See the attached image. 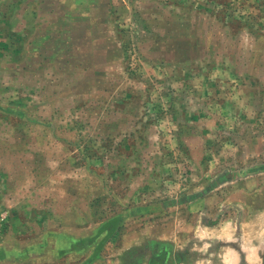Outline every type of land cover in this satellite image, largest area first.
<instances>
[{
    "label": "crops",
    "instance_id": "1",
    "mask_svg": "<svg viewBox=\"0 0 264 264\" xmlns=\"http://www.w3.org/2000/svg\"><path fill=\"white\" fill-rule=\"evenodd\" d=\"M200 1L30 0L27 51L46 55V61L117 62L126 57L121 58L119 50L137 39L150 50L157 43L197 46L202 43L200 28L206 34L223 31V45L238 40L239 60L238 65L232 61L237 69L222 70L242 81L232 88L234 95L215 88L206 96L210 101L222 97L223 107L239 115L224 122L222 147L213 142L220 138L214 132L220 120L203 121L208 130L192 135L197 147L185 151L191 158L190 173L197 175L189 188L171 179L176 176L171 163H130L125 175L114 181V213L72 218L57 212L54 227L52 212L30 240L0 246V264H264V0H226L222 6ZM14 9L10 14L15 17L27 10L23 2ZM220 12L221 22L210 18ZM235 28L238 33L232 32ZM16 49L22 53L21 45ZM191 55L200 58L197 49ZM70 67L58 70L81 75ZM186 100L189 111L195 112L198 94ZM182 109L176 113L178 126L198 123ZM172 150L160 151L165 158L179 157L182 151ZM173 170L179 172V167ZM212 171L209 182L200 185L199 174ZM12 251L16 256L10 262L6 256Z\"/></svg>",
    "mask_w": 264,
    "mask_h": 264
},
{
    "label": "rangeland",
    "instance_id": "2",
    "mask_svg": "<svg viewBox=\"0 0 264 264\" xmlns=\"http://www.w3.org/2000/svg\"><path fill=\"white\" fill-rule=\"evenodd\" d=\"M21 2L27 10L11 15ZM29 9L30 0H0V42L7 43H0V246L30 240L52 212L54 227L59 223L57 212L72 218L114 213V181L125 175L130 163H171L176 175L171 179L189 188L197 175L192 177L191 158L185 151L197 147L192 135L208 130L203 121L220 120L214 131L220 138L213 142L222 147L224 122L239 115L236 109L223 107L222 97L210 101L206 96L215 88L234 95L232 88L239 87L242 78L222 70L237 69L232 61L238 65V40L223 45V31L206 34L200 28L202 43L197 46L157 43L150 50L137 39L119 50L121 58L126 57L117 62L46 61V55L27 51ZM222 15L212 13L210 18L221 22ZM235 29L232 32L238 33ZM20 45L22 53L16 49ZM195 49L198 60L192 59ZM66 64L81 70V75L62 74L58 68ZM196 94L200 100L191 112L186 98ZM182 106L185 115L197 117L198 123L178 126L176 113ZM164 147L182 151L179 157L165 158L160 151ZM214 171L199 174V184L206 185ZM15 256L12 251L6 259L13 262ZM24 257L29 259L30 253Z\"/></svg>",
    "mask_w": 264,
    "mask_h": 264
}]
</instances>
